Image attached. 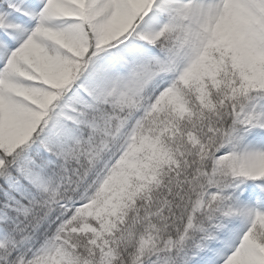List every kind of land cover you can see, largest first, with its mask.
<instances>
[{"label":"snow or ice","instance_id":"obj_1","mask_svg":"<svg viewBox=\"0 0 264 264\" xmlns=\"http://www.w3.org/2000/svg\"><path fill=\"white\" fill-rule=\"evenodd\" d=\"M0 264H264V0H0Z\"/></svg>","mask_w":264,"mask_h":264}]
</instances>
